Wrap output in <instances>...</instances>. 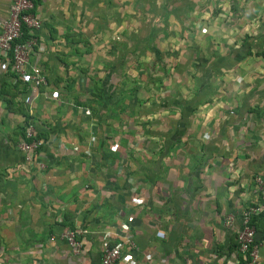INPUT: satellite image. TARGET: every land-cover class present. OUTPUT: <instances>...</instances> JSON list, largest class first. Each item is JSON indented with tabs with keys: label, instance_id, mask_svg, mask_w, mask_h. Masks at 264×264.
<instances>
[{
	"label": "crops",
	"instance_id": "crops-1",
	"mask_svg": "<svg viewBox=\"0 0 264 264\" xmlns=\"http://www.w3.org/2000/svg\"><path fill=\"white\" fill-rule=\"evenodd\" d=\"M33 3L30 62L49 87L26 107V90L0 70V264H95L102 234L127 218L136 264H241L239 214L258 203L253 178L264 170V0H176L174 13H155L159 39L139 46L140 78L131 0ZM66 37L97 39L88 55ZM155 50L174 53L169 76L146 61ZM25 116L44 170L17 151ZM75 221L87 232L78 254L55 239ZM254 226L264 264V212Z\"/></svg>",
	"mask_w": 264,
	"mask_h": 264
},
{
	"label": "built area",
	"instance_id": "built-area-1",
	"mask_svg": "<svg viewBox=\"0 0 264 264\" xmlns=\"http://www.w3.org/2000/svg\"><path fill=\"white\" fill-rule=\"evenodd\" d=\"M33 1L10 0L5 16L0 17V70L12 82L22 85L26 90L22 96V104L26 107L30 106L40 90L49 87L42 70L30 62V57L38 46V32L41 28L40 20L34 13ZM56 96V92L51 93V98ZM21 129L22 140L17 145V151L24 164L44 170V165L37 161L38 153L44 144L38 126L34 120L25 116ZM253 184L259 201L239 214L240 225L235 232V247L242 257L243 264H257L258 245L251 220L264 212V170L262 174L254 176ZM130 202L138 207L144 203V197L133 198ZM234 220L233 215H226L222 218V226L228 228ZM129 221L131 218L119 223L114 231L102 234V249L95 264H136L133 257L136 247L128 233ZM86 233L75 221L70 227L62 229L55 239L63 242L72 254H78L82 249L81 237ZM53 238L49 240L52 241Z\"/></svg>",
	"mask_w": 264,
	"mask_h": 264
},
{
	"label": "rangeland",
	"instance_id": "rangeland-1",
	"mask_svg": "<svg viewBox=\"0 0 264 264\" xmlns=\"http://www.w3.org/2000/svg\"><path fill=\"white\" fill-rule=\"evenodd\" d=\"M176 0H131V18H132V38H131V62H132V68L131 69V75L132 78H140L144 77L145 75V70L142 69V67L139 65L137 61H139L142 55L144 54H139L140 49L142 47H145V44L147 43L148 49H154V40H156V36L154 35V24H155V13H164L166 16L169 15L170 13H174L176 11V6H175ZM166 16L163 17V25H165L166 22ZM141 30V31H140ZM145 31H150L153 33H149L151 37L141 36L138 33L143 32L146 34ZM142 33V34H143ZM148 38L147 41H145ZM53 40H58V38L54 37L51 38ZM67 45H69L71 48L75 49V46L77 45H84L86 46L85 48L87 49V52L85 51V54H90L91 52V46L92 43L95 39L97 38H75V37H66L62 38ZM159 39V38H157ZM161 40L167 39V43L170 42V38L168 36H163L160 38ZM93 40V41H92ZM139 46H142L139 49ZM152 46V48H151ZM143 49V48H142ZM136 50V53L134 52ZM160 51V52H159ZM155 52H151L150 54L147 55L146 61H161L160 68L162 69V75L163 76H169L170 75V66L172 65L171 60H174V53L170 52H162L161 50ZM162 52V53H161ZM72 55H78V53H71ZM81 55V54H79ZM141 55V56H140ZM178 55L180 56L181 53L175 54V56ZM159 62V61H158ZM135 66V67H134Z\"/></svg>",
	"mask_w": 264,
	"mask_h": 264
},
{
	"label": "trees",
	"instance_id": "trees-1",
	"mask_svg": "<svg viewBox=\"0 0 264 264\" xmlns=\"http://www.w3.org/2000/svg\"><path fill=\"white\" fill-rule=\"evenodd\" d=\"M34 2V1H33ZM259 217V216H258ZM258 217H255V218H253L252 220H251V222H252V224L253 225H255V220L258 218ZM255 227V226H254ZM241 264H243V263H241Z\"/></svg>",
	"mask_w": 264,
	"mask_h": 264
}]
</instances>
